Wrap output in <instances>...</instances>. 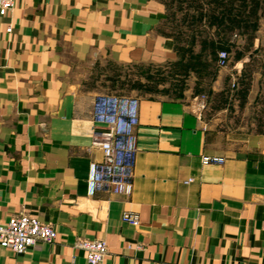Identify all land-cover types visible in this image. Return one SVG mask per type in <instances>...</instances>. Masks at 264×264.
<instances>
[{"label": "crops", "instance_id": "crops-1", "mask_svg": "<svg viewBox=\"0 0 264 264\" xmlns=\"http://www.w3.org/2000/svg\"><path fill=\"white\" fill-rule=\"evenodd\" d=\"M165 14L164 0H15L0 18V223L29 213L56 231L23 253L0 247V264H87L79 238L105 241L101 264H264V132L211 127L202 95L138 96L132 193H86L96 93L73 74L177 61Z\"/></svg>", "mask_w": 264, "mask_h": 264}, {"label": "rangeland", "instance_id": "rangeland-1", "mask_svg": "<svg viewBox=\"0 0 264 264\" xmlns=\"http://www.w3.org/2000/svg\"><path fill=\"white\" fill-rule=\"evenodd\" d=\"M162 31L178 60L164 65L96 60L74 72L84 92L177 98L204 95L208 125L264 132V0H164ZM225 51L228 62L217 65Z\"/></svg>", "mask_w": 264, "mask_h": 264}, {"label": "built area", "instance_id": "built-area-1", "mask_svg": "<svg viewBox=\"0 0 264 264\" xmlns=\"http://www.w3.org/2000/svg\"><path fill=\"white\" fill-rule=\"evenodd\" d=\"M14 3L15 0H0V18L8 15ZM6 31L10 32L11 27L8 26ZM227 62V53L219 52L217 65L225 67ZM198 100V108L204 109V96ZM92 117V146L99 150L100 157L88 165L86 193L88 196L97 192L129 196L133 189L139 99L129 95L96 94L92 102ZM202 161L221 163L223 158L207 155L202 157ZM191 180L189 178L186 182ZM122 220L132 226L139 224L138 215L131 211L123 212ZM55 237L52 225L40 221L33 214H14L0 223V247L16 254L25 252L37 241L51 242ZM74 246L86 252L87 264H101L107 253L102 239L79 238L74 241Z\"/></svg>", "mask_w": 264, "mask_h": 264}, {"label": "trees", "instance_id": "trees-1", "mask_svg": "<svg viewBox=\"0 0 264 264\" xmlns=\"http://www.w3.org/2000/svg\"><path fill=\"white\" fill-rule=\"evenodd\" d=\"M180 96H182V93H180Z\"/></svg>", "mask_w": 264, "mask_h": 264}]
</instances>
